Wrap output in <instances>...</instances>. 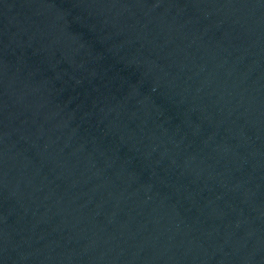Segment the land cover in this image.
Instances as JSON below:
<instances>
[{
  "label": "water",
  "instance_id": "water-1",
  "mask_svg": "<svg viewBox=\"0 0 264 264\" xmlns=\"http://www.w3.org/2000/svg\"><path fill=\"white\" fill-rule=\"evenodd\" d=\"M0 264H264V0H0Z\"/></svg>",
  "mask_w": 264,
  "mask_h": 264
}]
</instances>
